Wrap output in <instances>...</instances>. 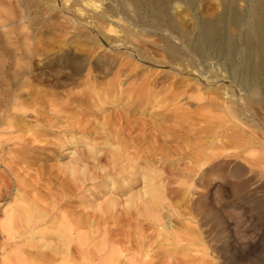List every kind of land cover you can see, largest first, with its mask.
<instances>
[{
  "label": "bare ground",
  "instance_id": "6f19581e",
  "mask_svg": "<svg viewBox=\"0 0 264 264\" xmlns=\"http://www.w3.org/2000/svg\"><path fill=\"white\" fill-rule=\"evenodd\" d=\"M64 1H66V4L72 3L67 2L68 0ZM94 1L99 2V4L101 3V5L103 2L108 1V7H104L103 13L102 11L99 12L101 13L100 15L95 17L88 15V17H85L83 23L89 27L93 24V26L98 28L95 38L98 39L100 46L116 52L111 60L108 59V61L106 60L107 62L101 63L95 68L97 71H102L104 68L109 73L112 71V80L109 82L107 80V83L104 85L105 89H102V92H104H101L103 98L100 97L101 95H91V87L88 84L90 82L91 86L92 82L89 81V77L95 78L96 76L91 75L90 69L85 64L77 61L78 65L75 66L76 71L74 73L81 75L85 72L84 77L87 81L84 84L86 88L79 94L74 93V95L66 97L67 99L63 104L50 106L48 112L44 110L36 112L35 122H44L46 129L42 128V126H35L31 130H28L29 133L27 134V119L29 117V114H27V67L24 64H20L19 61H14L13 63L4 61L5 63H0V65L3 64L0 66V76L2 74L3 81L6 80L4 82H8L7 85L4 83L6 88L0 90V127H4L3 129L6 131L5 133L0 128L4 132V135L1 133L2 138L0 137V163H3V157L8 158V162L4 163V168L0 172V200H5L9 195L11 190L9 177L13 176V172L18 164L23 163L27 159L32 160V162L40 160L43 158V150L53 144L57 149L61 150L67 147V143L70 145L79 143L88 144L87 136L89 134L91 136L93 130H90L91 133L88 134L86 133L88 130L86 123L82 125L80 122H70L68 107L71 104L81 106L85 103H91L94 99L100 104L105 101H111L110 103L115 105L117 102L121 103V101L126 100V108L124 112L119 111L113 117L110 115L109 117H112L110 119L107 117L106 125L112 122L117 124V129L110 131V135H107V133L102 137L104 141L102 143H105L103 146L107 147V145H110L113 147L111 151L100 154L98 150L93 149L91 146L87 150L77 153L72 159L71 164L66 167L65 172L67 173V177L70 176L65 178L67 179L66 182H63L61 185H63L62 190L66 191L67 195L74 193L78 188H82L81 185L85 183L84 181H88L87 184L105 188L110 183L113 185L114 182H117L120 176L125 179V183L122 182L124 185L121 183V185L116 184L118 185L117 187H111L114 190L113 195H127L135 187L141 175H144L143 179H145L151 173V169L147 168V162L160 161L164 162L166 166H172L176 161L178 163V159H181L183 156L188 155L194 159L191 165H187L183 169L171 170L170 173L172 175L163 177V174L160 175L161 173H159L157 177L154 175L155 178L148 179V190L146 192L129 194L127 203L130 206L127 205L125 207L117 201H112L109 207H107L106 213H102L104 217L98 216L101 221L105 216L111 217L113 214H116L117 209L123 213L122 216L124 214L126 216L135 214L136 217L140 216L144 218L145 224L149 228H152L155 223L161 224L164 218L181 216L175 211H168L169 203L166 205L164 203L166 196L162 180L166 178L170 180L173 176L176 177V181H179L181 189L191 181L197 187L207 189L214 184V177H228L229 179H233L230 181L231 190L237 196H241V193L248 187V181L241 178L251 172V167L249 169V167L245 166L248 165V160L245 159L246 157H243L244 151H238L237 149L240 148L242 150V147L247 149L251 145H257L261 149H264V125L259 123L258 119L257 122L254 121V116L250 114L249 108H246V105L251 106V103L255 100V96H260V98L258 97V102L261 109L264 110V0H222L221 12L213 17H208V19L205 17V19L202 17L196 18L194 12V16L191 17L182 15L186 9H191L193 2L197 0ZM239 1L245 3V8L242 11H238L235 6ZM73 2L74 5L72 3L71 9L72 6H75V0ZM85 3L87 4V2ZM69 4L65 7L67 8ZM177 4L179 8L180 5H184L185 9L181 10L179 14H176V12L172 13L173 6ZM71 15L73 16V14ZM73 18L75 19V17ZM70 19L69 21L72 25L69 24V26L72 27L73 24L74 26L75 24H79L78 21ZM188 21H191L195 25V30L189 31L190 29L187 27ZM95 22L97 23L96 25L94 24ZM105 25L107 29L103 30L102 26ZM62 27L64 28V26ZM77 30L76 33H78ZM232 30L234 34H231L233 33ZM22 41L24 40L22 39ZM24 44L27 45L28 43L24 41ZM30 47L32 48V46ZM20 48H23V46ZM88 50V48L83 47L79 51L84 54ZM2 51L3 53H8V50L7 52L6 50ZM12 51L15 50L13 49ZM31 51L33 52V50ZM19 53L21 54V52ZM88 53L90 54V52ZM129 57L136 59L147 67L161 68L167 72L145 70L144 73V70H135V67L130 65L127 62L128 60L126 61ZM126 73L127 76H124L123 74ZM122 75L125 78L122 80L120 88L116 83H118L117 81ZM139 76L140 78L138 79ZM99 78H101V75ZM129 79L131 81L134 79L136 85L132 82L128 83ZM188 91H192L189 94L190 96L187 95ZM239 93L241 94L240 96ZM181 98L186 100L184 104H180ZM185 105L193 107V109L189 110ZM154 106L159 108L154 110L152 108ZM151 108L154 111L149 113L151 116L149 122L143 120L134 121L128 117L130 113L142 114L148 112ZM155 122H159L160 124L155 125ZM102 126L104 127V125ZM77 130V134L80 133L78 140L73 139V137H70V139L63 138L71 133H75ZM15 133L23 134L17 136L18 134L16 135ZM96 134L98 136L97 132ZM94 136L96 137V135ZM38 137L43 138V140L37 141ZM212 137L213 139L210 144H213L215 140L219 142L223 141V143H215L212 147H209L210 145L206 147L207 143L205 139ZM49 138L54 139V143L52 140H48ZM11 141L13 142L11 143ZM9 142L10 144H16V146L11 148L4 146V144L6 145ZM171 143H187V146H182V148H171L169 146V148L167 145ZM230 149L237 152H228ZM56 151V149L53 150V153ZM175 156L178 158L173 159ZM243 161H245V165ZM141 163L146 166L147 170L140 167ZM40 169V171H44L42 173H45V171L49 172L53 170V167H44L42 165ZM152 174L154 173L152 172ZM57 177V175L54 176V178ZM80 177L82 179L86 178L80 180L82 183L79 182L78 184L77 180L79 181ZM141 183L145 184L146 182L143 180ZM30 188V185L27 184V191ZM187 192L189 193L185 196L191 195L188 201L193 213H196L199 218L198 229L196 227L193 230L189 228L182 231L188 238L176 237L171 233L172 231L164 234L160 233L156 236L135 233L133 237L129 238L127 236L131 246L125 248L121 246L123 237L119 238L118 235L116 236L118 237L117 240L114 238L115 241L109 240L110 243L107 245H104L105 241L104 244L102 243V246L100 244V250L97 251L108 252V257L106 256L105 260H102L100 264H121L124 261L123 254L125 252H133L134 247L140 253L142 250H139V248L145 242L151 243L148 246L149 250H147L149 253L153 252L155 254L156 251L161 250L166 255L171 253L180 255L178 264L202 263L203 259L201 256L204 253L196 252L194 256L188 254V246L192 242L196 243L202 240L201 236L208 230L202 231L199 229L208 225L209 231L213 232L212 241L217 244L221 242L218 229H220L219 226L222 223V213L221 209L217 207V203L216 206H214L215 203L211 206L208 204L205 193ZM48 193L50 192L48 191ZM61 194L56 195L55 199L54 197L53 199L60 200ZM194 195L196 196L195 198H193ZM39 197L32 196L29 200V207L26 206L27 215L25 223L27 224V234L32 232L35 225L41 224L44 219L48 216L50 217L49 214L54 210V205L43 204L45 198L41 200L42 197H40L41 199ZM51 197L52 195L49 194V198L47 199L50 200L52 199ZM53 199L51 203L54 202ZM73 203H75L74 200L63 202V204L68 206ZM252 205L258 207L259 202H254ZM104 211L102 210V212ZM74 212V210L70 209L59 221L55 220L59 224L56 230L58 235H55L56 239L59 240L58 243H60L57 247L55 245V247H49V245V248H46L47 252L37 250L33 253L29 251L27 253L28 257H39L41 261H53L55 263L57 257L65 254L69 259L65 260L64 257L61 258L62 264H76L75 258L79 255V259L83 260V263L86 262L85 260L89 263L93 262L95 259L94 254L91 253L93 259L91 254L89 255L88 252L84 253L83 247H88V245H85L83 237L79 234V230L87 227L90 223L87 222L88 219L83 220V222L74 220L72 218L76 215V212ZM94 212L96 213V211ZM85 214L87 215L88 213ZM119 215L121 217V213ZM92 217L95 219L94 213ZM114 218H117V216H114ZM8 219L10 223L2 226L3 228L0 230L5 233L6 237H13L15 227L20 224L24 225L22 223L24 221L20 220L19 217L18 219L17 217L16 219H13V217H9ZM23 225L20 226L22 227ZM89 227L91 226L89 225ZM4 233H2L3 236ZM47 238L54 239L52 235H48ZM167 241L170 242L168 246L171 248H162L164 247V242ZM222 247L215 246L214 248L219 259V264H253V261L251 262L248 259L245 263H239L237 261L238 256L236 258V255L228 254L227 250L225 254ZM29 249L31 248L29 247ZM220 251L224 255L219 254ZM198 253L201 255L198 256ZM73 254L76 255L74 256L75 258H73ZM140 255V257L135 256L133 262H130L132 261L130 260L129 264L135 262L136 264H156L147 260L151 257H149V254L146 256ZM83 263L80 262L79 264Z\"/></svg>",
  "mask_w": 264,
  "mask_h": 264
},
{
  "label": "rangeland",
  "instance_id": "374dc122",
  "mask_svg": "<svg viewBox=\"0 0 264 264\" xmlns=\"http://www.w3.org/2000/svg\"><path fill=\"white\" fill-rule=\"evenodd\" d=\"M73 1L68 0L67 2H72L74 5ZM197 1L198 3H196ZM197 1L193 2L192 8L186 9V11L182 13V15L186 17L187 16L191 17L194 16L195 14L196 18L205 17L206 19H208V17H213L221 12L222 0H197ZM30 2L31 0L29 1L0 0V63L4 61L8 63L19 61L20 64H24V66L26 65L27 67V74H26L27 96H28L27 114H29V117L27 119V128H28L27 134L29 133L28 130H31L35 126L38 127L42 126V128L44 127V129H46V127L44 126L45 125L44 122H40V121L35 122L36 112L40 110H44L48 112L50 106L63 104L67 99L66 97L70 95H74V93L79 94L84 90V88H86L84 84V82L87 81L86 78L84 77L85 72L81 75L74 73L76 71L75 66L78 65V62L85 64L90 69L91 75L96 76L95 78L89 77L90 79L89 81L92 82L90 86V82L88 81L89 82L88 85L89 87H91L90 88L91 95L94 96L95 94H97L99 96L101 95L100 97L103 98L102 93L104 92H102V89L103 90L105 89L104 85L107 83V80L108 82L112 80L111 79V77H113V75L111 74L112 71L109 73L106 68H104L102 71H97V69L95 68H97V65L107 62L108 59L111 60V58H113V56L116 53L115 51H111L110 49L100 46L98 39L95 38L96 37L95 33L96 31H98V28L93 26V24H91V26L89 27L83 23L85 17H88V15H90V17L92 16L95 17L101 14L99 13L100 11H102L103 13L104 7H108V3H109L108 1L103 2L101 5V3L99 4V2H95L94 0H83V1L75 0V6L74 7L72 6V9L70 8L72 3L70 4L68 3L69 4L68 6L69 9H68V7L67 8L65 7L68 4H66V1L64 0H32L31 2L32 4ZM85 2H87V4ZM76 3L78 4L76 5ZM235 6L238 11H242L245 8V3L243 1H239L236 3ZM173 8L171 12L172 13L176 12V14H179L181 10L185 9L184 5H180L179 8L178 4L176 6L174 5ZM67 9L70 11H68ZM71 14H73V16ZM70 17L72 18L70 19ZM73 17H75V19ZM69 19L72 21L74 20L78 21L79 24H75V26L73 24V26L71 27L69 26V24H71ZM63 20L64 22L66 21V23L68 24L64 23ZM80 23L82 24V26L83 25L84 26L82 27ZM57 24L59 25V27ZM94 24L96 25L97 23L95 22ZM62 26H64V28ZM102 27L104 28L103 30L107 29L106 25ZM187 27L190 29V30L188 29L189 31L195 30V25L191 21L187 22ZM76 30L78 33H76ZM79 33L82 34L80 35ZM231 34H234V31ZM22 39L25 41V43H28L29 45L24 44V41H22ZM21 45L23 46V48H20L22 47ZM30 46H32V48L34 49H32ZM83 47L88 48L89 49L88 52H90V54L88 52L82 54V52L79 50L80 49L82 50ZM27 48L29 49L27 50ZM1 49L6 50V52L8 50V53L10 52L12 53L8 55V53L7 54L3 53ZM13 49L16 52L12 51ZM24 49H26L28 53ZM31 50H33V52ZM19 52H21V54ZM23 53L24 54L26 53L25 54L26 56ZM80 57L82 60L80 59ZM129 58H127L126 61L128 60L127 62H129L130 65L134 66L135 70L141 69L144 70V73L145 70L146 71L150 70L153 72H159L160 70L162 72L166 71L161 68L147 67L146 65L139 63L136 59H131V58L129 59ZM0 73H1V69H0ZM100 75L101 78H99ZM103 75L105 76L102 77ZM123 75L127 76V73ZM123 75H122L123 78L119 77L117 81L118 83H116L120 88L122 86V80H124L125 78ZM0 77L2 78V79L0 78L1 79L0 82L2 81L0 83V90H1L6 88L5 86L8 84V82H4L6 80L3 81L2 74ZM139 78L140 76L138 77V79ZM131 82L134 85H136L134 79H132V81L131 79H129L128 83ZM191 92L188 91L187 95L191 94ZM240 95L241 94L239 93V96ZM258 97L260 98V96ZM258 97L257 96L254 97L255 100L251 103L252 107L246 105V108H249L250 114L254 116V121L257 122L259 120L258 122L264 125V110H262L260 107V104L258 102ZM182 99L183 98L180 99V104H184L186 102L185 99L183 100ZM110 102L111 101H105L104 103L100 104L98 101L94 99L92 100L91 103H85L81 106L77 104H71L68 107L70 122H74V121L76 123L80 122V124L82 125L83 124L85 125L86 123V125L88 126V130L86 133L88 134L91 133L90 130H93L91 136L90 134L87 136L88 144L79 143V144L70 145L69 143H67L66 145L67 147H64L62 150L57 149L56 146L53 144L43 150L42 152L43 158H41L40 160L33 161L34 162L33 163L32 160L27 159L28 161L25 160L23 163L17 165V168L13 172L14 177L13 176L9 177V181H10L9 183H11L10 193L5 200L4 199L0 200V229L3 228L2 226H5L10 223V220L8 219L9 217L11 218L13 217V219L14 218L16 219V217L18 219L19 217L20 220L24 221L22 223H24L25 226L23 224H20L23 225L22 227L20 225L16 226L14 229L15 231H13L14 232L13 237L12 236L6 237L5 233L0 230L1 231L0 232V264H60L62 261L61 258L64 257L65 260H68L69 257L65 256V254L64 255L62 254V256H59L55 259V263L53 261L47 262L44 260L43 262L39 257L29 258L27 253L29 251L35 253V251L37 250L42 252H47L46 248L49 245H50L49 247H55V246L57 247L60 244L58 243L59 240L56 239V236L58 235L56 230L59 224L56 223L55 220L59 221L62 216H65L66 213L70 211V209L76 212V215L72 217L74 220H79L83 222V220L88 219L87 222L90 223L89 225L91 227H89L88 225L87 227L81 228L79 230V234L81 235V237H83V241L84 243H86L85 245H88V247L86 246L83 247L84 253L86 254V252H88L89 255L93 253L94 258L96 259L95 260L91 254L92 258L94 259L93 262L89 263L87 262V260H85L86 262L84 261L85 263H83V260L81 261L79 259L80 256L78 254H77L78 257L73 254V258H75L74 256H76L75 258L76 264L77 263L79 264L80 262L83 264H100L102 260H105L106 256L108 257V252L97 251L100 250V244L102 246L105 241L104 245H107L108 243H110L111 240L112 241L117 240L118 237L119 238L123 237L122 239L124 241L121 239L122 243L121 241L120 243L121 246L125 248H129L131 246L127 236H129V238L133 237L135 233L152 234L153 236H156L160 233L164 234L168 231H172L171 233L176 237H181V238L187 237L182 233L184 229L190 228L193 230L196 229V227L197 229L199 227L198 226L199 218L197 217L196 213H193L190 206V202L188 201L189 198H191V195H189L188 197L185 196L187 193H189L187 191L203 192L206 194V199L210 206L214 205V203H215L214 206H216V203L218 204L217 207L221 209V213H222V223L221 226H219L220 229H218L219 230L218 232L220 234L219 236L221 238V242H223L225 245L224 246L223 243L221 242H218V244L213 242L212 241L213 232L209 231V225L203 226L199 230L202 231L208 230L209 232L206 231L204 235L201 236L202 240L200 242H196V243L192 242L188 246V251H187L188 254L194 256L196 252H200L201 254L206 253L205 255L203 254V256H201L203 259L202 262L203 264H219V259L218 256L216 255L217 254L216 251H214V248L215 246L216 247L223 246L222 249L224 250L225 254L228 251V254L236 255V258L239 257L237 259L239 263H245V261H247L248 259L251 262L253 261L252 262L253 264H264V152H262L264 151V149H261L257 145H251L250 147H247V149H245L244 147H242V150H240V148L237 149L238 151H244L243 157L244 158L246 157L245 159L248 160L247 163L248 165H245L246 164L245 161H243V163L246 167H249V169L251 167L250 173H252V174L248 173L241 178L245 181L246 180L248 181V187L241 193V196H237L234 193V191L231 190L230 181H232L233 179H229L228 177H224L221 175H219L221 176L219 178L214 177L213 179L214 184H212L207 189H201L197 187L192 181L185 186L186 188L183 187V189H181L182 187H179L180 186L179 181H176L177 179L175 176H173L172 179L170 178V180L167 178L163 179L162 181L165 187L164 190L166 196L165 197L166 201L164 203L165 205L169 203L168 204L169 208L167 210L171 212L175 211L181 216L179 217L171 216L169 218H164L162 219L163 221H161V224L155 223L152 228H149L145 224L144 218L140 216L136 217L135 214H132L130 216L129 215L126 216V214H124V216H122L123 213L117 208H115L117 209L116 210L117 212L116 214L112 215L113 217L105 216V218L101 221L100 218H98V216L104 217L102 215L106 213L108 209L107 207H109L112 201H117L120 205L127 207V205H129L127 203L129 199V194L146 192L148 190L147 182L152 177L153 178H155V176L157 177L159 173H161L160 175L163 174L162 175L163 177H167L169 175H172L170 173L171 170L183 169L187 165H191V162L194 161V159L191 158V156L188 155L183 156L181 159H178V163L176 161L172 166H166L164 162H160V161L147 162L146 163L147 168L151 169V173L149 174V176H146L145 179H143L144 175H141L135 187L127 195L126 194L121 196L113 195L114 190L111 189V187L113 188V186L117 187L119 184L121 185L122 182L125 183V179L121 176H120L121 178L120 177L118 178L117 182H114L113 185H111L112 183H110L105 188L96 187L95 185L87 184L88 181H84L85 183L81 185L82 188H78L77 191H75L72 194L67 195V192L62 190L63 185L61 184L63 182H66L67 179L65 178H68L70 176L69 175L67 177V173L65 172L66 171L65 169L67 166H69V164H71L72 159L74 158V156L77 155V153H80L81 151H85L91 146L93 149L98 150L100 154H104L105 152L108 153L109 151H111V148H113L110 145L104 147L103 144L105 143H102L104 142L102 140L103 136H105L107 133H108L107 135H110V131L117 129V124L113 122L106 125L108 119L107 117H109L110 115L113 117L115 113H118L119 111L124 112L126 108L125 103L127 101L123 100L121 101V103L117 102L116 105L111 104ZM185 107H187V105H185ZM152 108L156 110L159 107L154 106ZM152 108L149 109L148 112H144L142 114L130 113L128 117L130 118V120H134V121L143 120L149 122L151 120V116L149 113L151 111H154ZM187 108H189V110L193 109V107H187ZM112 117H109V119ZM154 124L159 125L160 123L155 122ZM102 125H104V127ZM0 128L3 129L4 127L3 128L0 127ZM98 130L101 132H99ZM4 132L6 133V131ZM4 132H2V130L0 131V137L4 135ZM96 132L98 133V136ZM104 132L105 134H103ZM1 133L3 134L1 135ZM77 133L78 130L75 133H71L70 135H67L63 138L70 139V137H73V139L78 140L80 133L79 134ZM15 134L17 135L18 133ZM21 134L23 133H19L17 136ZM94 135H96V137ZM212 139L213 137L205 139V142L207 143L206 147H208L209 145H210L209 147H212L214 146L213 144L215 143L216 144L223 143V141L219 142L215 140L213 144H210ZM36 140L37 141L43 140V138L38 137ZM48 140H52V142L54 143V139L49 138ZM12 142L13 141H11V143ZM8 144H10V142ZM8 144L6 143V145L4 144V146L7 147L9 146L10 148L16 146V144L14 143L10 145ZM167 146L168 147L170 146L171 148H175V147L182 148V146L186 147L187 143H171L168 144ZM55 149L57 151L53 153V150ZM230 151L237 152V151H232L231 149L228 152ZM4 158L5 157L2 158L3 163H0V172H2L4 168V163L6 164L8 162V158L5 159ZM176 158L178 157L177 156L173 157V159ZM42 165L44 167L46 166L53 167V170L49 172L45 171V173H42L44 172V171H40L41 170L40 167H42ZM140 167L143 168L144 170H147L146 166L143 163L140 164ZM152 172L154 174H152ZM54 174L57 175L58 177L54 178L55 176ZM53 178L55 179V181ZM85 178L82 179L80 177L79 181L77 180V183L79 184V182H81L80 180H84ZM143 180L146 182L145 184L141 183ZM123 183L122 185H124ZM27 184L30 185L31 187L30 189H28V191H27ZM48 191L50 193H48ZM49 194L52 195L51 197L52 199L53 197L55 199L56 195L58 196V194H61L60 196L61 201L59 199L57 200L53 199L54 202L51 203L52 199L50 200L47 199L49 198ZM32 196H36V197L40 196L42 197V199L39 197L41 200L45 198L44 200L45 202H43V204L46 203V204H50L51 206L54 205L53 207L54 210L52 211L51 214H49L50 215V217L48 216L49 218L47 217L46 219H44V221L41 224L35 225L32 232L27 234V224L25 223V218L27 215L26 206H28L29 200L31 199ZM195 197L196 196L194 195L193 198ZM66 200H74L75 203L70 204L68 206L66 204H63V202ZM252 201L259 202L258 207H254L252 205L254 202ZM66 210L67 212H65ZM93 210L96 211V213ZM102 210L105 211L102 212ZM155 212H157V210H155ZM85 213H88L89 215L88 214L86 215ZM93 213L95 214V219L94 217H92ZM120 213H121V217L119 215ZM114 216H117V218H114ZM119 217L120 219H118ZM2 233H4V236ZM48 235H52L54 239L51 240L47 238ZM164 243H165L164 247L162 248L169 249L170 246L168 245L170 244V242L167 241ZM225 243H227L228 245ZM150 244H151L150 242H145V244L141 246L143 248L141 247L139 248V250H142L140 251V253H138L139 252L137 251L138 249L136 248L135 250L134 247H133L134 249L133 252L132 251L125 252L123 254L124 261H122L121 264H129L130 260H132L130 262H133V258L135 256L140 257L141 256L140 254L145 256L149 254V257L150 256L151 257L147 260H150L151 262L156 264H178L180 255L175 253L166 255L161 250L156 251L155 254L153 252L149 253L147 252V250H149L148 246ZM29 247L31 249H29ZM222 249L220 250L223 251ZM221 251L219 252V254L221 253ZM200 253H198V256L201 255ZM224 253L222 252L221 255H224ZM202 263L196 262V264H202ZM133 264H136V262Z\"/></svg>",
  "mask_w": 264,
  "mask_h": 264
}]
</instances>
